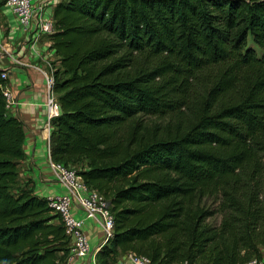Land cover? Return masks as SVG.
<instances>
[{"label":"trees","instance_id":"trees-1","mask_svg":"<svg viewBox=\"0 0 264 264\" xmlns=\"http://www.w3.org/2000/svg\"><path fill=\"white\" fill-rule=\"evenodd\" d=\"M53 22L49 154L109 202L97 264L260 259L264 0H65ZM24 140L0 96V264H63L58 215L18 183Z\"/></svg>","mask_w":264,"mask_h":264},{"label":"crops","instance_id":"crops-1","mask_svg":"<svg viewBox=\"0 0 264 264\" xmlns=\"http://www.w3.org/2000/svg\"><path fill=\"white\" fill-rule=\"evenodd\" d=\"M46 0H37V4ZM65 0L51 1L45 10V17L53 19L55 6ZM33 33L18 30L17 22L8 7L0 1V50L9 52L0 59V70L8 71V88L14 106L7 113L21 121L25 140L23 160L18 165V183H29L35 196L43 199L67 193L54 172L50 169V130L46 129L45 89L42 71L49 64L57 69L58 58L52 50L49 37L42 36L34 41ZM73 216L82 220L83 232L92 250L100 246L102 231L98 224L85 218L82 211L73 209ZM123 255L116 258V263ZM76 264H92L88 260H78Z\"/></svg>","mask_w":264,"mask_h":264},{"label":"built area","instance_id":"built-area-1","mask_svg":"<svg viewBox=\"0 0 264 264\" xmlns=\"http://www.w3.org/2000/svg\"><path fill=\"white\" fill-rule=\"evenodd\" d=\"M8 7L15 18L18 30L23 33H33L34 41L42 36L50 37L54 33L53 19L45 17L47 5L53 0H46L37 4V0H0ZM9 51L0 50V59ZM56 68L49 64L42 71L45 89V109L47 113L46 129H51V121L60 115V107L56 94L53 92L55 84L54 71ZM0 79V96L4 99L6 111L14 106L12 94L8 88V71L2 70ZM50 169L54 172L58 182L65 187L67 193L61 196L49 197L48 207L58 215L65 235L69 241V252L63 264H76L78 260H88L97 264L96 254L113 237L114 218L109 202L96 191L87 188L78 172L61 164L50 162ZM73 209L82 211L86 219L95 221L102 231V241L95 250L91 249L88 238L83 232V221L73 216ZM116 264H151L146 257L133 253H126ZM246 264H264V256L252 259Z\"/></svg>","mask_w":264,"mask_h":264},{"label":"rangeland","instance_id":"rangeland-1","mask_svg":"<svg viewBox=\"0 0 264 264\" xmlns=\"http://www.w3.org/2000/svg\"><path fill=\"white\" fill-rule=\"evenodd\" d=\"M257 53H261L258 49H256ZM149 121L147 124H149L150 126L151 125H154L155 122H157V124H160L161 122L155 120V119H150V120H147ZM82 168H84L83 164H80L78 165L77 167H71L72 170L76 171L79 173L80 170H82ZM262 255L264 256V248L262 249ZM117 261V260H116ZM116 263V262H115Z\"/></svg>","mask_w":264,"mask_h":264}]
</instances>
